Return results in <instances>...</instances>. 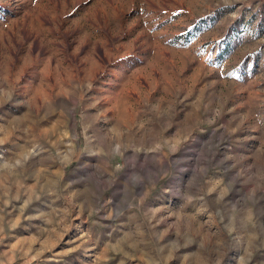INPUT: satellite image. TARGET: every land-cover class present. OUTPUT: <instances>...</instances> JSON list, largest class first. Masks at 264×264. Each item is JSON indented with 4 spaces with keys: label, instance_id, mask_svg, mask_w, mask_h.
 Masks as SVG:
<instances>
[{
    "label": "rangeland",
    "instance_id": "obj_1",
    "mask_svg": "<svg viewBox=\"0 0 264 264\" xmlns=\"http://www.w3.org/2000/svg\"><path fill=\"white\" fill-rule=\"evenodd\" d=\"M264 264V0H0V264Z\"/></svg>",
    "mask_w": 264,
    "mask_h": 264
},
{
    "label": "built area",
    "instance_id": "obj_2",
    "mask_svg": "<svg viewBox=\"0 0 264 264\" xmlns=\"http://www.w3.org/2000/svg\"><path fill=\"white\" fill-rule=\"evenodd\" d=\"M18 264H33L32 262H28V263H18Z\"/></svg>",
    "mask_w": 264,
    "mask_h": 264
}]
</instances>
